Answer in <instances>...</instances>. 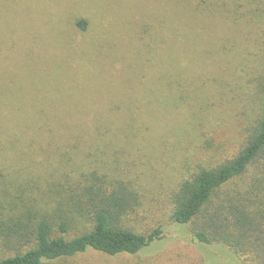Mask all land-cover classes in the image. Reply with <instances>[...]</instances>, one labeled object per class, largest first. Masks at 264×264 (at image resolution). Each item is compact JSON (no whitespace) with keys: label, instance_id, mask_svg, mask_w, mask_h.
<instances>
[{"label":"rangeland","instance_id":"obj_1","mask_svg":"<svg viewBox=\"0 0 264 264\" xmlns=\"http://www.w3.org/2000/svg\"><path fill=\"white\" fill-rule=\"evenodd\" d=\"M167 2L0 0V118L16 120L20 128L16 136L5 135L0 141V215L16 211L24 198L34 204H60L61 212H69L76 200L71 191L80 184L88 186L85 178L72 175L39 178L57 169L45 163L53 147L47 146L39 156L31 136L24 134L27 125L32 127L42 117L56 122L50 126L64 142L53 146H67L78 142L74 118L106 112L116 100L130 106L128 101L136 102L129 108V121H134L127 128L129 142L107 155L120 157L116 167L124 175L131 161L137 162L143 185L155 194L144 217L129 222L143 231L167 224L173 208L170 195L182 178L198 166L216 165L237 153L245 125L257 113L252 117L238 107L233 80L240 75L236 70L242 57L258 61L253 54L264 48V18L244 19L235 35L224 32L218 20L187 13L182 41L168 51L155 40ZM75 19L88 21L86 33L75 27ZM171 26L176 27L172 22ZM181 78L184 87L179 88ZM68 85L77 87L74 94ZM182 94L187 97L180 99ZM161 100L166 104L161 106ZM80 143L84 153L80 149L79 158H87L94 143L89 136ZM33 160L42 167L36 168ZM75 170L66 166L59 172L81 175V169ZM60 176L66 185L58 184ZM88 224L87 218L75 216L70 237ZM190 233L167 225L164 239L138 256L109 258L89 252L55 264H243L218 247L197 243ZM3 236L0 231V260L16 253Z\"/></svg>","mask_w":264,"mask_h":264},{"label":"trees","instance_id":"obj_2","mask_svg":"<svg viewBox=\"0 0 264 264\" xmlns=\"http://www.w3.org/2000/svg\"><path fill=\"white\" fill-rule=\"evenodd\" d=\"M163 7V20L158 23L155 40L159 45L164 44L168 51L176 42L182 41V25L189 18L187 13L203 15L211 21L218 20L224 32L235 35L244 19L261 21L264 18V0H168ZM171 22L176 27L171 26ZM74 24L81 34L87 32L88 21L75 19ZM209 54L206 50V58ZM253 55L258 61L242 57L237 65L240 70H236L240 75L233 80V98L238 93V107L252 117L257 113L254 120L245 125L243 144L232 157L217 161L216 165L198 166L188 177L182 178L170 195L173 208L167 224L151 230L143 231L129 223L144 217L146 206L155 196L143 185L137 172V162L131 161L134 165L131 164L124 175L118 173L120 169L116 167L120 158L116 156L118 154L114 152L116 157L107 155L110 149L118 150L120 144L129 142L127 128L134 122L129 121V108H133L132 104L136 105V102L128 101L130 106L125 101L116 100L117 103H109L106 112L74 118L73 127L78 129L74 133L79 138L78 142L67 146H53L55 141L59 144L64 142L57 140V130L50 126L51 123L56 124L52 119L42 117L32 127L27 125L24 134L31 136V141L37 146V155L47 151V146L53 147L45 163L52 168L57 167L54 168L56 172L42 173L39 178L72 175L73 178H85L88 186L80 184L71 191L76 200L75 203L71 201L69 212H61L60 204L53 206L51 202H44L40 205L24 198L16 211L7 217L2 213L0 231L5 244L16 253L1 259L0 264H55L74 260L89 252L109 258L138 256L164 239L167 225L191 231L192 239L197 243L218 247L243 264H264V48ZM181 80L179 88L184 87ZM72 85L67 88L74 94L77 87ZM112 94L114 98V89ZM85 95L90 98L89 94ZM186 97L182 94L180 99ZM164 100L160 101L161 106L166 104ZM8 120L0 118V141L5 135L13 137L20 132L16 120H10L11 123ZM102 129L106 131L102 132ZM88 136L96 147L90 145L88 148L94 151H89L88 157L81 159L83 151L79 144L82 145L80 142ZM31 164L38 169L42 167L34 160ZM66 166L70 171L81 169V175L59 172ZM63 177H59V185L67 184ZM75 216L87 218L90 227L87 229L88 224L86 230L70 237Z\"/></svg>","mask_w":264,"mask_h":264}]
</instances>
